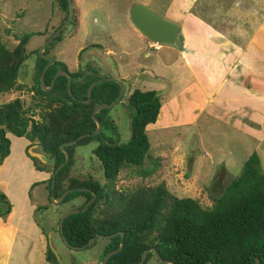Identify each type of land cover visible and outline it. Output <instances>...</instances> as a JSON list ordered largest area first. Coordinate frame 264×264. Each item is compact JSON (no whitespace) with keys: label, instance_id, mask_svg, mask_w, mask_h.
Returning <instances> with one entry per match:
<instances>
[{"label":"rangeland","instance_id":"rangeland-1","mask_svg":"<svg viewBox=\"0 0 264 264\" xmlns=\"http://www.w3.org/2000/svg\"><path fill=\"white\" fill-rule=\"evenodd\" d=\"M137 3L171 21L193 14L242 46L254 33L264 35V0H73L76 23L69 24L48 51V56L62 62L67 71L81 69L80 81L112 77L123 82V94L113 107L105 109L100 131L101 137L114 143H126L130 138L134 110L128 104L129 94L136 88L157 89L162 110L158 121L147 126L150 142L147 158L139 168L121 169L116 188L130 193L139 187L163 183L173 196L192 198L208 210L213 205L211 197L219 195L221 188L240 174L253 151L260 157L264 174V105L250 113L240 111L241 103L249 101L246 98L263 97L264 85L251 81L250 76L239 80V72H227L231 60L225 62L222 72H207L218 50L204 40H199V61L193 63L198 76L196 83L200 84L192 85L193 72L179 58L176 43L173 46L154 43L132 25L130 10ZM63 15L56 0H0V39L7 48H14L25 33H43L32 36L26 45L27 58L19 71L23 87L0 94V104L18 98L38 119L39 98L31 90L37 78L38 50L62 22ZM174 22L180 26L179 21ZM219 51L226 52L222 48ZM159 63L163 66L150 72ZM239 87L246 88L245 94H239ZM8 136L10 153L0 164V192L6 195L12 209L16 211L24 200L29 209H34L32 218L45 230V237H50L61 263L100 264L107 239H97L89 248L72 251L58 233L61 214L79 207L83 198L52 204L46 185L32 188L29 183L40 181L42 173L30 168L35 163L27 150L42 151L36 142ZM97 144V139H93L76 146L72 173L101 176L93 156ZM34 159L45 171L52 169L53 160L46 154L45 162ZM44 206L46 210L39 209ZM27 240L16 238L9 264L35 263L37 258L30 255L39 254L41 246L37 242L31 245ZM144 264L162 263L151 256Z\"/></svg>","mask_w":264,"mask_h":264},{"label":"trees","instance_id":"trees-1","mask_svg":"<svg viewBox=\"0 0 264 264\" xmlns=\"http://www.w3.org/2000/svg\"><path fill=\"white\" fill-rule=\"evenodd\" d=\"M56 2L64 15L55 30L68 15L67 0ZM75 23L76 18L73 17L69 24ZM62 34L63 31L47 46L45 55L49 54L50 47ZM38 35L43 33L23 34L12 49L7 48L0 39V94L23 87L19 83V71L27 58L26 45L32 36ZM83 50L85 48L79 53ZM46 64L47 60L39 56L36 82L31 86L39 98L36 103L41 110L38 119L34 118L33 111L28 112L23 107L18 98L0 104V164L10 153L9 134L36 142L41 151L53 160L51 176L46 181L48 198L51 200L52 174L64 160L60 145L92 133L96 127L92 120L94 107L113 102L119 86L115 82L96 84L90 102L85 104L80 100L88 99L87 88L98 78L80 81L83 79L81 69L70 72L74 98L68 93L65 76L57 77L51 90L45 91L40 86L39 78ZM58 69L67 70L62 62L55 60L45 73V86L50 85ZM128 104L134 113L130 122V138L126 143H114V140L101 137L100 132L66 147L70 158L55 177V198L76 187L88 188L91 192L73 191L66 195L62 203L82 197L83 202L76 207L80 209L93 193L96 198L84 212L64 219L62 234L58 229L60 237L62 235L70 245L80 247L97 234L118 233L107 239L102 260L107 252L119 247L123 233L122 250L113 254L106 264H136L142 253L150 248H154L164 260H171L175 264H264V174L258 153L253 151L244 161L240 174L223 186L219 195L211 197L213 205L208 210L201 208L192 198L173 196L163 183L139 187L130 193L122 192L116 188L118 173L126 166L139 168L143 165L150 148L147 126L157 121L162 109L159 91L155 89H134L128 96ZM104 111L96 114L102 126ZM93 139L98 141L93 153L102 161L104 172L98 178L94 173H72L74 149ZM32 160L36 169L45 170L34 158ZM98 166L101 172L102 166L99 163ZM39 209L46 210L47 207ZM10 211V202L0 192V216ZM151 256L148 253L144 263ZM45 260L50 264H63L55 258L48 245ZM71 264L77 262L71 261Z\"/></svg>","mask_w":264,"mask_h":264},{"label":"crops","instance_id":"crops-1","mask_svg":"<svg viewBox=\"0 0 264 264\" xmlns=\"http://www.w3.org/2000/svg\"><path fill=\"white\" fill-rule=\"evenodd\" d=\"M172 20L180 22L181 32L177 35V37H175V43L177 48H179V58L183 60L185 66L188 67L189 72H193L194 81H192V85L198 84L196 83V78H198V76L195 73L197 71H195L193 63L199 61V40H204L205 43L215 46L218 50V53L214 56L213 64L211 63L212 65L208 68L207 72H222L223 69L225 70V67H223L225 62L231 60L230 67H228L229 69L227 72H239V80H241L242 77L248 78L250 76L251 81L262 82L264 85V35L261 34V32L260 34L257 32L254 33L244 45L240 46L238 43L225 38L220 32L210 27L207 23H204L193 14L182 15L181 19ZM221 48L223 50L225 49L226 52H220L219 50H221ZM227 52L231 53V55H228ZM161 66H163L161 63H159V65L156 64L155 68H153L150 72H157L154 71V69L157 70ZM256 85L257 83L255 86ZM240 87L239 94H245L244 91L246 88ZM213 95L212 97L215 96ZM256 98H258V96ZM246 99L249 101L244 104L241 103L242 106H240V111L242 110V112L248 113L256 108L259 109L260 105H264V91L263 97L260 100ZM252 116L254 115H251V117ZM252 119L254 122L257 120L254 117H252ZM256 123L263 127L260 120H257ZM30 168L33 171L42 173V177L40 178V181L37 180L33 183H29V185L32 188L37 184L45 187L46 181L51 176V172L48 170H38L34 166ZM18 207L19 208L15 211V209L13 210L11 206V211L7 215L0 216V264H9L8 257L13 249L14 242L16 238L20 237L28 239L27 241L31 245L33 242H37L41 246L39 254L36 256L33 254L30 255V258H37L33 264H50L45 260L47 246V238L45 237L46 232L33 220L34 217L32 218V212L34 209H29V206L27 207L25 205V200ZM31 245L30 247L32 248ZM27 252L29 251L27 250Z\"/></svg>","mask_w":264,"mask_h":264},{"label":"water","instance_id":"water-1","mask_svg":"<svg viewBox=\"0 0 264 264\" xmlns=\"http://www.w3.org/2000/svg\"><path fill=\"white\" fill-rule=\"evenodd\" d=\"M67 5H68V15L66 20L59 26V28H57L46 40L45 42L40 46L38 52H39V56L44 58L45 60H47V64L44 66L41 74H40V78H39V82H40V86L43 90L47 91L46 89H51L53 87V84L56 80L57 77L59 76H65L67 79V89H68V93L71 97H73V93L71 91V82H72V76L70 74L69 71L67 70H57L50 82L49 86H45L44 85V76L46 71L48 70V68L50 66H52L55 62L54 59H52L50 56L45 55L44 51L47 48V46L56 38L60 35V33L65 30L67 28V26L69 25V23L72 21L73 17H74V13H75V9L73 6V0H67ZM130 21L132 23V25L142 34L144 35L147 39H149L150 41L160 44V45H168V46H173L175 44V37L181 32V28L180 26L175 23L174 21H171L169 19H165L163 17H161L160 15H158L156 12H154L149 6L143 4V3H137L134 4L131 7L130 10ZM19 77V76H18ZM19 82L20 79H19ZM101 82H115L119 85V92L118 95L116 97V99L111 102V103H101L98 104L94 107L93 111H92V120L95 123V130L92 133H87L84 135H80L77 139L72 140L70 142H66L62 145H60V150L61 152L64 154V160L61 164H59L53 174H52V184H51V203L52 204H59L61 202L64 201V198L66 197L67 194L73 192V191H81V192H91L90 189L88 188H84V187H76V188H72V189H68L66 191H64L59 198H55L53 190H54V184H55V177L58 174V172L68 163L69 161V153L66 150V147L68 146H72L74 145L77 141L88 137L90 135H98L101 131L102 125L100 120L96 117V114L103 109H107V108H111L113 107L116 102L121 98L123 91H124V86H123V82L121 80L112 78V77H105V78H101L98 79L94 82H92L88 88H87V97L88 99L86 101L80 100V102H83L85 104H88L91 100V93L92 90L94 88V86L98 83ZM74 98V97H73ZM37 145H33L32 147H36ZM27 153L29 154L30 157L32 158H37L41 161L45 162V154L42 152H34L31 150V148H28ZM93 156L98 160V163L100 166H102V171L100 172V174H102V172H104V167L102 165V161L98 159L96 153H93ZM96 198V194L93 193L92 194V198L84 205L83 208H74V209H70L65 211L64 213L61 214L59 221H58V229H59V233L62 234L63 232V221L64 219L72 214H77L79 212H84L88 206L95 200ZM118 233H114L111 235H95L93 238H91L85 245L80 246V247H76V246H72L70 245L66 239L64 238V236L61 235L62 241L64 242V244L70 248L72 251H76V250H81V249H85V248H89L91 247L95 241L97 239H110L114 236H116ZM123 237L124 234L121 233V241L119 244V247L111 250L109 252H107L105 254V256L103 257V259L101 260L100 264H106V262L108 261V259L115 253H118L119 251L122 250L124 243H123ZM47 245L50 248L51 252L53 253V255L55 256V258L61 262L59 255L57 253V251L55 250V248L52 245V242L50 240V237L48 236L47 238ZM148 253H151L159 262H161L162 264H175L173 261L171 260H164L163 258H161L158 253L156 252V250L154 248H150L145 250L142 255H141V259L138 263L136 264H144L146 257L148 255ZM207 264H213L211 262H208Z\"/></svg>","mask_w":264,"mask_h":264}]
</instances>
